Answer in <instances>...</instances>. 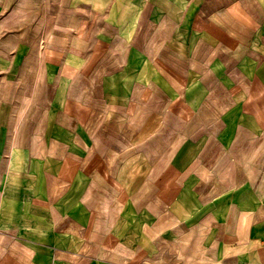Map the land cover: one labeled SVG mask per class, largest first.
Here are the masks:
<instances>
[{"label": "crops", "instance_id": "0c3cea01", "mask_svg": "<svg viewBox=\"0 0 264 264\" xmlns=\"http://www.w3.org/2000/svg\"><path fill=\"white\" fill-rule=\"evenodd\" d=\"M188 1L0 0V264H264V0Z\"/></svg>", "mask_w": 264, "mask_h": 264}, {"label": "rangeland", "instance_id": "374dc122", "mask_svg": "<svg viewBox=\"0 0 264 264\" xmlns=\"http://www.w3.org/2000/svg\"><path fill=\"white\" fill-rule=\"evenodd\" d=\"M177 1L176 3H179V0H174V2ZM243 1V0H238V2ZM189 11L193 12L194 14L191 15V17H196V15H200L204 18H207L211 12H214L216 10H219V7L223 4L228 3V0H189ZM175 10V9H174ZM178 10V9H177ZM16 31H18L21 27L22 24L20 23H11ZM27 27V25H24ZM3 41V40H2ZM17 43V40H14L13 44L15 45ZM16 47V46H14ZM12 51H15V55L19 52V49H12ZM32 58V57H31ZM29 57V59H31ZM5 58L3 56H0V61H3ZM12 59H19V56H13ZM33 62H36L34 58L32 59ZM3 63V62H2ZM4 73L0 72V92H14L15 89L13 86H7V84L4 82L3 79ZM10 99V97L6 96V98L0 96V102L5 100V101H11L7 100ZM18 99V98H17ZM3 106V104H0V106ZM30 128L32 127V122H26V121H21V120H0V176L4 175L5 173V159H11V153L13 152L12 150H20L22 147H26L29 138L26 135H20L16 134L19 131L17 128ZM9 130H13V135H9L8 133L10 132ZM25 145V146H24Z\"/></svg>", "mask_w": 264, "mask_h": 264}]
</instances>
